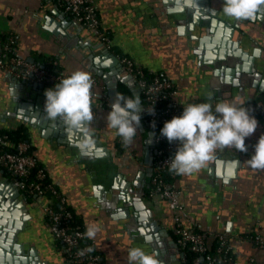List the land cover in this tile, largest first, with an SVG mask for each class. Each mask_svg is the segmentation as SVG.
Instances as JSON below:
<instances>
[{"label": "crops", "instance_id": "crops-1", "mask_svg": "<svg viewBox=\"0 0 264 264\" xmlns=\"http://www.w3.org/2000/svg\"><path fill=\"white\" fill-rule=\"evenodd\" d=\"M216 1L220 13L227 17L223 13L224 0ZM168 2L172 8L163 0H94L113 49L89 28L75 21L59 0H0V30L15 32V52L19 56L30 62L53 66L65 77L76 70L88 71L92 78L98 77L94 72L103 67L105 55L114 63L112 69L105 66L103 70L117 77L120 91L129 89L137 96L140 89L117 56L125 54L148 71L171 79L177 88L175 99L183 108L187 103L206 102L209 95L220 101H234L247 108L258 121L255 133L245 139L248 149L264 135V91L244 85L241 87L247 90L243 93L238 89L240 86L224 91L226 96L219 92L223 91L222 86L229 75L227 70L234 71L236 65L247 62L254 65L258 59L254 52H264V42L258 40H264L263 24L232 18L242 27L232 40L224 32H206L203 16L197 13L196 7L173 0ZM250 58L252 61H248ZM262 65L264 67V62ZM125 75H128L133 91L119 80ZM19 80L0 68V130L21 124L27 126L33 155L47 168L51 182L66 196L68 204L83 218L85 231L86 225L99 226L92 241L101 255L100 264H128V251L135 247L154 255L142 240V234L128 228L125 217L117 214V206L123 202V182L133 167H139L140 160L144 159V144L150 130L142 131L138 126L132 143L125 144L115 129L107 128L106 117L111 111L107 95V99L103 97V104L93 106L94 119L84 129L57 128L56 123L49 126L45 111L40 114L41 118H36L43 124H29L15 116L18 103L28 97ZM257 94L261 105L254 100ZM93 98L96 97L93 95ZM95 102L98 101L95 99ZM141 115V121L147 126L144 113ZM219 154L220 150L199 172L178 175L175 182L188 225L209 233L231 232L236 254L244 263L257 251L244 234L254 231L264 238V170L248 165L251 153L233 148L222 150L225 161L221 174L212 175L210 164ZM142 177L148 178L147 174ZM149 188H146L144 199L157 224L155 233L168 255L169 249L176 251L178 246L171 229L172 213L166 201L148 198ZM44 203L42 198L27 200L24 192L0 167V219L5 222L4 228L19 222L25 225L28 238L20 242H28L27 252L31 248L37 251L40 258H34L36 264H67L61 245L46 224ZM17 261L0 255V264H17ZM256 264H264V249L258 252Z\"/></svg>", "mask_w": 264, "mask_h": 264}, {"label": "built area", "instance_id": "built-area-1", "mask_svg": "<svg viewBox=\"0 0 264 264\" xmlns=\"http://www.w3.org/2000/svg\"><path fill=\"white\" fill-rule=\"evenodd\" d=\"M59 1L75 21L89 28L109 49H113L111 37L102 27L94 0ZM7 31L11 34L9 39L0 40L1 69L28 82L57 84L59 79L65 78V75L55 71L53 66L30 62L13 52L17 38L15 32ZM117 56L140 89L146 124L154 137L156 153L147 196L150 199L167 202L173 219L171 229L180 248L182 264H256L258 252L264 249V238L258 233L249 231L244 234L257 251L249 255L243 263L236 254L234 235L231 232L223 230L209 233L188 225L184 206L180 201V190L175 182L178 175L169 172L167 165L174 158L179 142L169 143L165 137L160 136L164 123L183 113V106L175 99L176 85L171 79L148 71L128 55ZM92 79L94 83H98L96 78ZM151 108L154 109V113L148 111ZM255 145L249 146V153H254ZM29 149L30 143L15 142L10 140L7 134H0V167L10 175L13 184L19 190L45 201L43 210L46 224L61 245V252L67 264H100L99 252L84 251L90 245L83 244L82 234L85 230L74 228L70 222L73 213L64 207V204H68L66 196L53 183L45 184L49 178L47 168L44 165L39 166L38 160ZM54 198L60 200L65 210H55ZM94 246L92 241V247ZM81 252L84 254L81 255Z\"/></svg>", "mask_w": 264, "mask_h": 264}, {"label": "clouds", "instance_id": "clouds-1", "mask_svg": "<svg viewBox=\"0 0 264 264\" xmlns=\"http://www.w3.org/2000/svg\"><path fill=\"white\" fill-rule=\"evenodd\" d=\"M223 13L237 21L256 20L264 17V0H224ZM93 84L92 74L85 70L73 71L59 79L54 88L45 91L47 118L61 120L69 130L90 125L94 119ZM141 104L138 95L135 98L117 95L110 106L107 128L115 129L125 144H131L137 136ZM148 111L154 113L153 108ZM257 126V119L248 109L234 101H220L209 95L206 102L184 104L183 113L166 121L160 130V136L169 143L179 142L174 158L167 164L168 171L190 175L204 168L218 150L234 148L247 152L245 139L255 133ZM247 163L253 169L264 170V135L260 136ZM99 230L98 225H86L82 238L95 240ZM93 250L88 246L84 251ZM127 260L128 264H159L155 255L139 247L129 249Z\"/></svg>", "mask_w": 264, "mask_h": 264}, {"label": "water", "instance_id": "water-1", "mask_svg": "<svg viewBox=\"0 0 264 264\" xmlns=\"http://www.w3.org/2000/svg\"><path fill=\"white\" fill-rule=\"evenodd\" d=\"M163 1L165 3H168V6L172 8L171 3L168 2L170 0H163ZM173 1L186 3L188 5H192L193 7H196L198 10L197 13L203 16L202 24L205 27L206 32L208 33L224 32L226 36L232 39V37H234V34L237 35L239 34V31H242V27L239 23H235V21H233L232 18L223 17L222 13H220V10H218L217 8L218 2L216 0H173ZM253 21H257L258 23L263 24V28H264V17H260ZM251 37H253L254 39L257 38V36L255 35H251ZM258 40L264 42L262 38H259ZM254 54L258 58L256 59L254 65L247 62L245 63V65L242 66L236 65L234 70L236 72H234L233 70H227V73H229V75L225 79L226 83L223 84L222 86L223 91L219 92L221 96H226L227 94H224V91H232L233 90L232 88L234 86L241 87L244 85H248L250 87L259 88L262 91H264V67L262 65V63L264 62V52L263 50H259V51L256 50ZM103 57L105 60V62L103 63V67L108 66L109 68L112 69L114 61L109 59L107 60L105 55ZM248 61H252V58H250V60L248 59ZM253 63H254V58H253ZM103 67L99 70V72H94V75L98 76L96 77L98 83L93 84L92 93L96 97L93 98V106H96L97 103L103 104V96L105 94L109 96L108 100L110 104L115 102L117 95H121V91L119 89L117 82V77L116 78L112 77L110 73H107L103 70ZM233 73L235 76L233 75ZM130 76L132 75L130 74ZM119 80L126 83L127 86L133 91V87L128 78V75H125L124 77H120ZM19 83L20 84L22 83L23 85L22 89L25 92V94L28 95V97L24 98V102L18 103L15 112L17 114H15V116H17L18 118L22 119L23 121L29 124H33V123L43 124L42 121L40 122L38 119L36 120V118H41L42 116L40 114L45 111V102H46L44 100V97H46L45 91L47 89L54 88L56 84L52 85L46 83L28 82L25 80H19ZM250 87L249 89H251L252 91L253 89ZM238 89L242 93L247 90V88L244 89L242 87L241 88L238 87ZM137 94L140 97V92H138ZM251 95L252 94H250V96L248 97H251ZM95 99L98 102H95ZM250 100L253 99L251 98ZM254 100L259 104L261 102L258 94ZM12 105L15 106V104ZM141 112H144V108L142 104H141ZM142 118L143 117L141 115V120ZM47 121H48L47 123L51 124L49 126H54V124L56 123L57 128L63 127L64 129L66 127L63 124V122L59 119L55 122L54 121L52 122L49 119H47ZM139 128L142 131H145L147 126L144 125L143 122L141 121ZM154 143H155L154 137L152 132L150 131L149 138L144 144V152H143L144 159L140 160L139 167L137 165L133 167L130 176L127 179H125V181L123 182V193H124L122 196L123 202L121 206H117V211H118L117 214L121 215L122 217H125V219L127 220L128 228L136 230L140 235L142 234L143 236L142 240L148 246L149 251L151 253H154L155 257L159 261V264H172L177 254L180 253V248L179 246H176V251L169 249L168 253L170 255L169 254L167 255L165 249L163 248V245L161 244V240L159 236L155 233L156 231L155 228L157 224L156 222H154V220H152V217L149 212L150 210L148 209L144 199L146 188L150 187V181L153 174L154 155L156 153ZM223 161H225V159L222 155V150H220V154L216 158H214V160L210 164V173L212 175L220 176L221 166L223 164ZM145 164H148V166L145 167ZM128 166L131 167L132 165H130L129 163ZM145 174H147L148 178L146 179L143 177L141 178V175H145ZM15 214L17 217L20 216V213L18 211ZM4 227H6L5 222L0 219V255L7 256V258L10 259L11 261L15 258L16 260H18L17 264H20L21 261H24L25 264H36L34 258L35 257L36 259L40 258L37 251L34 248H31L27 252L26 247L28 245V242L27 241L23 243L20 242L21 240L25 241V238L26 239L28 238L29 233L25 225L22 222H19L16 223V225L13 227L12 226L10 228H4ZM228 230L231 231L230 228H228ZM171 239L172 242H175L173 238ZM21 254L23 255L28 254V256L24 257Z\"/></svg>", "mask_w": 264, "mask_h": 264}, {"label": "trees", "instance_id": "trees-1", "mask_svg": "<svg viewBox=\"0 0 264 264\" xmlns=\"http://www.w3.org/2000/svg\"><path fill=\"white\" fill-rule=\"evenodd\" d=\"M10 32L8 31H5V30H0V40L1 41H6L9 39V36H10ZM15 47V45H14ZM15 51V49H13V52ZM121 95L125 96V97H131V98H135V95L132 94L131 91H129V89H121ZM105 104H107V101H105ZM111 108V107H110ZM0 134H7L10 138V140L12 141H15V142H18V141H25V142H28L30 143V149H29V152L32 153V144H31V139H30V135H29V131H28V128L26 125L24 124H21L19 126H17L16 128H11V129H1L0 130ZM120 142L117 141V145H119ZM40 165H43L41 163H39V166ZM46 183H52L50 178H48L46 181H45V184ZM54 185V184H53ZM55 186V185H54ZM56 187V186H55ZM57 189H59L58 187H56ZM25 196H26V199L27 200H30L32 199L34 196H29L28 193L24 192ZM63 204L60 202V200H58V198H54V204H53V207L55 208V210H71L73 215H72V218L70 219L71 221V224L73 226H75L74 228H79V229H83L85 230V225H84V220L83 218L78 215L74 209L72 208V206H70L69 204H64V207L65 209L62 207ZM83 244H87V245H90L92 247V240H86L84 239L83 240ZM95 251H97L95 249V246L92 247ZM98 252V251H97Z\"/></svg>", "mask_w": 264, "mask_h": 264}, {"label": "flooded vegetation", "instance_id": "flooded-vegetation-1", "mask_svg": "<svg viewBox=\"0 0 264 264\" xmlns=\"http://www.w3.org/2000/svg\"><path fill=\"white\" fill-rule=\"evenodd\" d=\"M144 113V112H143ZM144 117H145V114H144ZM147 129H149L148 127H147ZM146 129V130H147ZM150 130V129H149ZM173 264H182V262H181V254L180 253H178L177 254V256L175 257V259H174V261H173Z\"/></svg>", "mask_w": 264, "mask_h": 264}, {"label": "rangeland", "instance_id": "rangeland-1", "mask_svg": "<svg viewBox=\"0 0 264 264\" xmlns=\"http://www.w3.org/2000/svg\"><path fill=\"white\" fill-rule=\"evenodd\" d=\"M131 57V56H130ZM132 58V57H131Z\"/></svg>", "mask_w": 264, "mask_h": 264}]
</instances>
